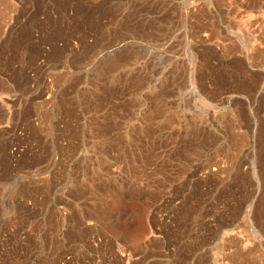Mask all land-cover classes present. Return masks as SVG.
Here are the masks:
<instances>
[{"label":"rangeland","instance_id":"374dc122","mask_svg":"<svg viewBox=\"0 0 264 264\" xmlns=\"http://www.w3.org/2000/svg\"><path fill=\"white\" fill-rule=\"evenodd\" d=\"M0 264H264V0H0Z\"/></svg>","mask_w":264,"mask_h":264}]
</instances>
